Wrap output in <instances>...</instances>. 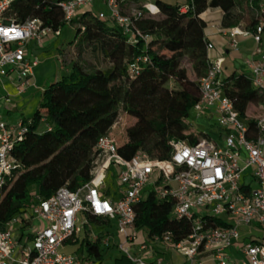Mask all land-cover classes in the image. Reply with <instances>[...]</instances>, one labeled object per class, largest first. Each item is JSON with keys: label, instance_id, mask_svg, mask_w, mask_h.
Here are the masks:
<instances>
[{"label": "built area", "instance_id": "2783aa9c", "mask_svg": "<svg viewBox=\"0 0 264 264\" xmlns=\"http://www.w3.org/2000/svg\"><path fill=\"white\" fill-rule=\"evenodd\" d=\"M14 1L0 0V78L16 74V89L22 94L30 86L32 68L38 64V59H28V44L34 41L42 46L46 39L59 38L61 31L44 27L38 18L20 22L9 16ZM96 1L61 0L64 21L70 24ZM125 2L101 0L107 10L99 12V18L121 26L133 44L149 43L150 35L136 28V20L144 15L160 14L159 8L146 4L143 9L128 14L123 9ZM261 8L264 9V4ZM190 9L194 6H183L179 12L187 14ZM218 31L230 39L234 52L240 50V36L254 40L255 51L246 60V68L255 88L264 94V22L253 31L240 26L223 29L221 25ZM213 48L209 43L208 52ZM225 61V55L217 59L208 56L209 69L199 81L200 100L193 109L198 119L207 115L214 120L222 146L211 137L195 133V144L187 140L171 142L172 154L168 160L153 159L146 152L127 160L119 154L113 135L123 122L120 115L111 133L100 138L94 148L90 182L77 191L62 187L47 200L34 197L33 204L26 205L18 217L15 215L0 226V264H93L91 258L61 251L69 241H76L80 233L79 216L87 214L115 221L117 234L123 239L116 244L110 236L94 237L91 243L100 241L104 247L114 244L130 264H167L161 257L150 263L131 252L137 232L135 207L149 194L159 204L171 202L173 216L190 223L189 235L180 241L171 232L152 237L154 244H163L183 254L187 259L185 264L206 259L217 264L240 261L264 264V238L253 237L249 244L240 241V227L259 224L264 229V113L253 118L256 130H250L233 101L224 94ZM138 73L137 63L131 64L130 74ZM10 101L5 99L6 103ZM258 107L264 112V104L252 106L251 110ZM186 123L191 125L189 120ZM27 132L23 120L11 125L0 114V200L8 180L20 166L14 150ZM245 173L256 181V188L245 190L242 185ZM110 179L116 184L114 191L108 189ZM214 219H222L225 225H216ZM151 247L144 243L140 250L148 251Z\"/></svg>", "mask_w": 264, "mask_h": 264}, {"label": "trees", "instance_id": "16d2710c", "mask_svg": "<svg viewBox=\"0 0 264 264\" xmlns=\"http://www.w3.org/2000/svg\"><path fill=\"white\" fill-rule=\"evenodd\" d=\"M60 1L15 0L8 15L20 22L38 18L44 27L54 31L80 26L77 43H96L109 67L87 71L81 64L73 63L60 81L44 91L34 116L23 119L28 132L14 150L20 166L8 180L0 200V226L21 214L26 205L33 204L34 197L47 200L62 187L77 191L90 182L94 148L100 138L111 133L121 112L135 120L134 125L128 128L125 125L120 132L121 143L113 134L119 154L127 160L139 152H146L153 159L168 160L171 142L187 140L195 144L197 138L186 121L200 100L199 81L209 69L208 23L202 14L209 7L222 9L223 29L240 26L253 31L264 22L261 8L264 0H187L175 5L157 2L160 14L144 15L135 24L151 40L147 44L143 41L133 44L121 26L101 20L95 10H84L67 24ZM183 6L194 9L181 14ZM162 51L173 55V60L162 59ZM144 58L148 61L144 62ZM138 59L141 60L137 62ZM183 59L191 64L196 79H191L180 66ZM133 63L139 67L134 76L130 74ZM120 85L122 93L118 92ZM223 91L249 129L255 131L256 121L249 116L250 107L264 104V94L255 88L248 73L227 74ZM135 208L136 229L149 230L151 238L171 232L180 241L190 233V223L173 216L171 202L159 204L149 194ZM86 217V233L79 249L86 255L79 257L99 262L105 249L100 241L91 243L89 226L92 223L113 226L114 221L92 214ZM214 223L225 225L222 219H214ZM122 262L130 264L124 259L119 263Z\"/></svg>", "mask_w": 264, "mask_h": 264}, {"label": "crops", "instance_id": "0c3cea01", "mask_svg": "<svg viewBox=\"0 0 264 264\" xmlns=\"http://www.w3.org/2000/svg\"><path fill=\"white\" fill-rule=\"evenodd\" d=\"M156 2H152L149 0H126V2L123 5V9L131 6V5H140L142 8L146 4H152L156 6ZM180 4V3H178ZM184 4V3H181ZM87 10H98V12L107 10L105 6L101 3V0H97L91 7H89ZM215 15L216 18V24L210 25L212 21L208 18V16ZM224 16V12L222 10H207L204 14H202V18L205 19L208 23V30H207V39L211 44H213L214 48L208 52V55L211 59H217L221 56H226V61L224 63V75L226 77L227 74L233 73L235 71H247L246 68V60L253 57L254 51H255V43L252 38H245V37H239V43H240V50L238 52H234L230 48V39L226 36H223L219 31L218 28L221 25L222 27V19ZM58 39V38H57ZM54 38L46 39L44 44L42 46H38L36 42H30L27 46V57L31 61L38 59V64L32 68V76L30 81V86L25 90L24 93L19 94L17 92V83H18V77L17 75H13L9 78H0V114L4 118V120L8 123L12 119L14 120V123H19L25 118H31L36 113L40 101L42 99L44 91L49 87L50 84H53L55 82H58L61 80L62 76L67 72L69 69L65 68L62 64V60L60 59L59 55L53 54V53H40L39 55H35L33 53V48L38 47L41 48V50H45V48L50 47L58 43V40ZM58 46V45H57ZM59 48V46H58ZM263 49H264V40H263ZM60 50V48H59ZM229 63L228 68L225 69V64ZM190 76V75H189ZM191 79L194 80L195 74L193 71V76H190ZM9 98L11 101L9 103L5 102V99ZM18 112V117L16 115L15 118V112ZM251 111V107H250ZM250 115V112H249ZM199 119H203V123L207 126H213L215 125L214 120L210 117H207V115L201 116ZM205 119V120H204ZM219 131V135H220ZM242 185L247 189H252L257 187L256 181L249 176V174L244 175L242 179ZM86 219V217H85ZM107 220V219H105ZM111 221V220H107ZM80 233L76 238V241H72L70 243H67L63 248L62 252L66 254H74L78 255L80 253V244L83 238L85 237V229L83 226H80V218H79V224ZM247 226L240 227L241 230V236L243 238L242 242H245L246 238L249 235H246L244 232L246 231ZM84 230V231H82ZM89 232H90V240L94 237H99L100 239L104 236H110L112 238L113 243L119 244L120 239L117 234V226L116 222H113V226L110 224H97L92 223L89 226ZM252 238V237H251ZM102 246V245H101ZM71 248L69 252L66 251L67 248ZM105 251L103 252L104 255L106 252H108L109 249L115 247L114 244L111 247H104L102 246ZM159 245H153L148 251H141L139 250L134 255L138 257H142L143 259H146L150 263H154L157 258H163L164 261L167 264H172L170 261V257L168 254L164 251V249L160 248ZM235 252V250H233ZM82 256L86 255V252L81 253ZM79 256V255H78ZM104 259V256H103ZM102 259V261H103ZM124 260H127L126 257ZM102 261H99L100 263ZM128 261V260H127ZM93 264H96L94 262ZM121 264H125L122 262Z\"/></svg>", "mask_w": 264, "mask_h": 264}, {"label": "rangeland", "instance_id": "374dc122", "mask_svg": "<svg viewBox=\"0 0 264 264\" xmlns=\"http://www.w3.org/2000/svg\"><path fill=\"white\" fill-rule=\"evenodd\" d=\"M149 1H152V2L157 1V2L164 3V4L175 5L177 3H180V4L185 3L187 0H149ZM135 9L141 10L143 8L140 5L136 4V5H131L125 8L124 11L130 14ZM216 9L222 10L220 8H213V7H209L207 10H216ZM95 11L98 12V10H95ZM208 18L210 19V21H212L210 25L216 24L217 17L215 15L208 16ZM79 27L80 26L73 25V26L64 28V30L60 34V37L56 39L58 40V43L56 42L55 44L53 43L52 46L45 48V50H41V48H38L36 46L33 48V53L35 55H39L42 52L43 53L47 52L46 54L50 52L53 54L57 53V55H59L60 59L62 60L63 66L68 69H70L72 64L75 62L81 64L87 71H94L96 69H102V70L107 69L109 67V63L108 61L104 59L103 53L101 52V50L99 49V46L96 43L83 44V45H81L80 43H77L75 39L77 37V30L79 29ZM57 45L59 46L60 50ZM161 55H162V59L166 61L173 60V57H172L173 55L165 51H162ZM181 65L188 71L190 76H193V68L187 59L181 60L180 66ZM228 65L229 63L225 64V69L228 68ZM118 92L120 93L123 92V86L120 85ZM118 109L121 110V108H118ZM263 113H264L263 110L259 107L252 108L250 112V117L256 119L259 116H261ZM16 115L18 117L17 111L15 112V115L13 118H15ZM121 115L124 118L121 124V127L114 131V135L117 137L119 143H121V139H122L121 137H119V134L124 128V126L126 125V128H128L129 126H132L135 124V120L132 119L130 116L125 115L123 112H121ZM197 117H198V113H196L195 111H192L189 122L191 123V127L194 133H197L198 135H200V137H204V136L211 137L213 140L217 141L220 146H222L223 142L220 140L221 136H219V130L217 129V126L216 125L207 126L203 123L202 121L203 119H198ZM8 123L11 125H16L13 119ZM143 127H146V124H144ZM57 150H59V148H57ZM107 186L110 191H114L116 188V184L115 182L112 181V179H110L107 182ZM16 217H18V215H16ZM79 218H80V226L83 229L84 223L86 221L85 216L80 215ZM244 233L246 235H249L245 240L246 244L251 243L253 237L254 238L255 237L264 238V229L259 224L246 227V231ZM119 239L120 241L123 240L120 237ZM144 243H148L149 246H153V245L161 246L160 248L164 249V251L170 257V261L172 264H185L187 261L185 256L181 254L179 251L175 250L174 248H169L163 244H154L152 238L149 236V230L147 229L137 230L135 242L131 244L132 254H135L136 252H138L140 250L141 245ZM29 245L32 246V242H29ZM70 250L71 248L69 247L66 249L67 252H69ZM78 255L81 256L82 254L79 253ZM236 256H237L236 258L239 259L240 261L241 258L238 257L239 255H236ZM125 257L126 256L122 252H120L118 248L113 247L109 249L108 252H106V254L104 255L103 261L101 263L96 262V264H121L119 262L123 260ZM240 262L239 264H241ZM194 264H217V262L211 259H206L201 262L196 261Z\"/></svg>", "mask_w": 264, "mask_h": 264}]
</instances>
